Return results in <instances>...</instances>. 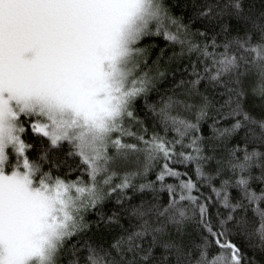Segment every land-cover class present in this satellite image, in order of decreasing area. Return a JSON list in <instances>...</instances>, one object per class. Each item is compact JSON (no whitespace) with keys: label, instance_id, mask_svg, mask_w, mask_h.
Returning a JSON list of instances; mask_svg holds the SVG:
<instances>
[{"label":"snow or ice","instance_id":"snow-or-ice-1","mask_svg":"<svg viewBox=\"0 0 264 264\" xmlns=\"http://www.w3.org/2000/svg\"><path fill=\"white\" fill-rule=\"evenodd\" d=\"M0 264H264V0H0Z\"/></svg>","mask_w":264,"mask_h":264}]
</instances>
